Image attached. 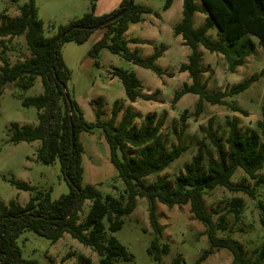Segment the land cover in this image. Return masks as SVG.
<instances>
[{
    "label": "trees",
    "instance_id": "16d2710c",
    "mask_svg": "<svg viewBox=\"0 0 264 264\" xmlns=\"http://www.w3.org/2000/svg\"><path fill=\"white\" fill-rule=\"evenodd\" d=\"M198 1L200 5L195 0H182L180 22L173 27L174 35L180 36L183 45L190 50L187 63L178 68L179 72L187 73L190 84L184 83L174 93L171 106L183 95L193 94L198 96L195 117L201 112L203 103L222 106L246 115L247 112L235 102L225 98L242 93L258 77L253 75L223 92L210 93L202 78L204 70L198 47L202 46L209 53L220 54L226 61L228 71L234 72L245 63V58L256 47L264 48V0ZM170 3L168 0L163 10H167ZM126 5L127 0H121L113 11L95 16V4L92 3L91 12L66 26H59L57 33L50 37L43 34L42 22L37 18L33 0L18 7L19 14L12 19L0 14V47L5 48L6 41L23 35L29 55L12 66L7 62L0 66V95L8 82H16L20 89L26 90L32 86L35 77H39L42 86V94L22 100L24 107L36 109V126L11 125L10 142L18 144L38 141L40 145L36 150L37 161L43 165L58 162L68 186L67 194L52 201L50 191H36L26 183L11 180L18 189L33 194L24 206L13 201L8 207L0 204V264H39L22 257L17 239L24 231H31L52 243L66 233L94 251L99 258L98 264H131L132 256L125 247L115 238L105 236L103 220L107 221V230L110 233L120 230L123 217L134 210L136 198H143L147 203L148 221L153 237L146 251L154 261L159 262L161 255L168 249L166 244L160 243L162 228L155 215L157 202L169 209L188 205L191 218L203 225L209 249L202 252L195 264H200L219 249H226L231 253L230 264H264V248L254 249L247 256L237 241L230 237H216L217 231L226 230L225 215L208 211L204 202V197L216 187L225 188L232 193L241 192L253 198L254 191L246 183L247 179L264 183V175H257L264 163V111L261 113V121L255 125L257 131L250 128L241 131L237 118L226 119V135L223 139L212 131L209 121L208 127H200V130L212 145L215 159L207 158L203 166V157L198 151L172 183L164 178H157L148 184L146 179L149 176L161 173L187 150L182 145H172L169 148L166 146L160 134L164 124L163 117L156 118L155 114H148L140 118L128 107L118 121L121 106L115 102L110 118L101 120L104 115L103 100L97 98L90 102L95 121L87 122L79 105L69 95L66 84L70 79V72L60 53L62 44L85 43L94 33L93 27L115 16ZM196 12L204 14L205 21L203 25L194 28L193 15ZM151 13L152 10L148 7L132 4L120 18L101 27V38L91 46L87 54L93 60L94 66L98 65L100 51L106 49L133 65L161 76L163 71L155 65V61L163 51L157 50L142 58L137 50L131 51L127 46L129 42L138 43V40L128 41L124 35L130 25L141 21L142 15ZM154 15L158 16L156 13ZM73 27L76 28L71 29ZM213 28L217 29V41L206 36ZM111 76L120 80L129 102L153 98L142 93L141 83L134 73L114 69ZM65 93L68 94L71 111ZM184 113L186 111L180 116L181 119L185 118ZM138 118L142 121L136 125ZM97 130L108 147L109 162L124 186L123 193L116 198L110 194L102 196L93 186L83 184L84 150L79 135L82 132L92 134ZM237 168L243 171L245 178L242 182L233 184L230 177ZM85 200L90 201V206L83 221H80L78 215ZM242 208L243 200L234 197L227 212L238 216ZM258 208L259 222L264 228V204L259 202ZM213 215H217L216 222L212 220ZM80 258L88 264V259L83 256ZM49 263L53 264L52 261ZM171 264H181V259H175Z\"/></svg>",
    "mask_w": 264,
    "mask_h": 264
},
{
    "label": "rangeland",
    "instance_id": "374dc122",
    "mask_svg": "<svg viewBox=\"0 0 264 264\" xmlns=\"http://www.w3.org/2000/svg\"><path fill=\"white\" fill-rule=\"evenodd\" d=\"M28 1L0 0V14L12 19L19 14L18 7ZM97 1L33 0V3L37 18L42 22L44 36L50 37L57 33L59 26H66L91 12V4L94 3L96 8ZM167 1L133 0V4L148 7L152 13L142 15L141 21L133 24L125 37L128 41L138 40V43L129 42L127 46L131 51L137 50L142 58L152 55L157 50L163 51L155 61V65L163 71L161 76L133 65L106 49L100 51L97 58L98 65L94 66L93 60L87 54L100 36V29L95 30L83 44L65 42L60 48L63 62L70 72V79L66 84L67 91L79 105L87 122L95 121L91 100L97 98L103 100L104 115L101 120L110 118L113 104L118 102L121 106L117 116L118 121L128 107H131L140 118L148 114H155L156 118L163 117L164 124L160 134L166 146L169 148L172 145H182L187 148L168 168L158 175L149 176L146 179L148 184L157 178H164L172 183L198 151L203 157V166L207 158L215 159L212 145L200 130V127L207 128L209 121L212 124V131L223 139L226 135L224 123L226 119L237 118L241 131L248 128L257 131L255 125L261 121V113L264 111V48L260 47H256L254 52L245 58V63L237 67L234 72L228 71L226 61L220 54L209 53L202 46L198 47L204 70L202 78L207 84L208 92H223L253 75L258 77L242 93L225 98L227 101L235 102L247 112L246 115L222 106L203 103L201 112L195 117V103L198 96L193 94L183 95L173 107L171 106L174 93L179 91L184 83L190 84L187 73L178 71L181 64L187 63L190 50L183 45L181 37L173 33V27L181 19L182 0H170L169 8L163 10ZM195 1L200 5L198 0ZM204 21V14L194 13V28L203 25ZM206 36L217 41V29L209 30ZM253 40L257 43L255 38ZM5 44V48L0 47V66L4 62L12 66L29 57L23 35L14 37ZM114 69L134 73L141 83L142 93L153 98L129 102L120 80L111 76ZM40 94H42L41 81L39 77H35L32 86L26 90L20 89L16 82L6 83L0 95V204L4 207H8L12 201L24 206L33 194L18 189L11 180L26 183L36 191H50L52 201L68 193V186L58 162L43 165L37 161L36 150L40 145L38 141L18 144L10 142L11 125L36 126V109L24 107L22 100ZM185 111V118L181 119L180 116ZM140 118L135 121L136 125L141 123ZM79 141L85 148L82 154L83 184L93 186L102 196L110 194L116 198L122 194L123 183L117 178V173L109 162L108 147L101 133L98 130L92 134L82 132ZM222 145L224 146L223 141ZM257 175H264V163ZM244 178L243 171L237 168L230 177V182L236 184L242 182ZM246 183L254 191L253 198L241 192L232 193L225 188L216 187L204 197V202L208 211L225 215L226 230L217 231L216 237H230L241 244L246 255L250 256L252 250L264 248V228L259 222L258 208L259 202L264 204V183L250 179H247ZM234 197L243 200V208L238 216L233 212H227ZM89 206L90 201L85 200L78 215L80 221H83ZM155 215L162 228L160 243L166 244L168 248L167 252L161 255L159 262L154 261L146 251L152 241L153 232L148 221L145 199L136 198L135 208L123 217L120 230L110 233L107 230V221L103 220L105 236L115 238L125 247L132 256L131 264H171L178 258L181 259V264H195L202 252L209 249L204 227L191 218L188 205L169 209L156 202ZM212 220L216 222L217 215H213ZM17 245L24 259L34 260L39 264H50V261L53 264H86L81 256L88 259V264H98L99 260L94 251L81 245L66 233L52 243L31 231H24L17 239ZM231 259L232 255L228 250L219 249L200 264H230Z\"/></svg>",
    "mask_w": 264,
    "mask_h": 264
},
{
    "label": "crops",
    "instance_id": "0c3cea01",
    "mask_svg": "<svg viewBox=\"0 0 264 264\" xmlns=\"http://www.w3.org/2000/svg\"><path fill=\"white\" fill-rule=\"evenodd\" d=\"M120 2H121V0H98L96 2V8L94 11V15L95 16H101L103 14H107V13L113 11L115 8H117ZM132 26H134V25H130L128 27V30L124 34L125 37L128 35ZM101 36H102V31H101L100 36L95 40V42L97 40H99L101 38ZM83 149L85 151L84 147H83Z\"/></svg>",
    "mask_w": 264,
    "mask_h": 264
},
{
    "label": "water",
    "instance_id": "95a60500",
    "mask_svg": "<svg viewBox=\"0 0 264 264\" xmlns=\"http://www.w3.org/2000/svg\"><path fill=\"white\" fill-rule=\"evenodd\" d=\"M132 4H133V0H127V5H126V7L122 11H120L119 13H117L112 18L103 21L102 23L98 24L97 26L93 27L92 29L93 30L100 29L101 27H103V26H105V25H107V24H109V23L117 20L118 18H120L122 15H124L128 11V9L132 6ZM74 28H76V27H73L71 29H74ZM70 30H68V31H70ZM65 97H66V100L69 102V97H68V94L67 93H65ZM69 109L71 111L70 102H69ZM72 137H73V135H72Z\"/></svg>",
    "mask_w": 264,
    "mask_h": 264
}]
</instances>
